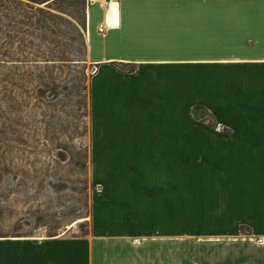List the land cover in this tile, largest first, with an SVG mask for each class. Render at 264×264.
Segmentation results:
<instances>
[{
    "label": "crops",
    "instance_id": "crops-1",
    "mask_svg": "<svg viewBox=\"0 0 264 264\" xmlns=\"http://www.w3.org/2000/svg\"><path fill=\"white\" fill-rule=\"evenodd\" d=\"M87 25L90 233L0 238V264H111L185 231L188 264H264V0H118Z\"/></svg>",
    "mask_w": 264,
    "mask_h": 264
},
{
    "label": "rangeland",
    "instance_id": "rangeland-1",
    "mask_svg": "<svg viewBox=\"0 0 264 264\" xmlns=\"http://www.w3.org/2000/svg\"><path fill=\"white\" fill-rule=\"evenodd\" d=\"M87 9L86 0H0V238L90 233L97 190ZM193 117L220 129L208 112ZM186 236L147 240L124 255L113 249L108 259L188 264Z\"/></svg>",
    "mask_w": 264,
    "mask_h": 264
},
{
    "label": "built area",
    "instance_id": "built-area-1",
    "mask_svg": "<svg viewBox=\"0 0 264 264\" xmlns=\"http://www.w3.org/2000/svg\"><path fill=\"white\" fill-rule=\"evenodd\" d=\"M118 2V0H86V3L89 6L96 4L99 8L105 9L109 7L111 4ZM107 30L106 25H101L98 28V32L103 34Z\"/></svg>",
    "mask_w": 264,
    "mask_h": 264
},
{
    "label": "trees",
    "instance_id": "trees-1",
    "mask_svg": "<svg viewBox=\"0 0 264 264\" xmlns=\"http://www.w3.org/2000/svg\"><path fill=\"white\" fill-rule=\"evenodd\" d=\"M132 70H133V69H130V70H128V71L130 72V71H132ZM17 238H20V237H17Z\"/></svg>",
    "mask_w": 264,
    "mask_h": 264
}]
</instances>
